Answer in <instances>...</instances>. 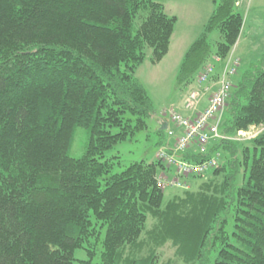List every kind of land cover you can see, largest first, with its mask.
Listing matches in <instances>:
<instances>
[{
    "label": "trees",
    "instance_id": "trees-1",
    "mask_svg": "<svg viewBox=\"0 0 264 264\" xmlns=\"http://www.w3.org/2000/svg\"><path fill=\"white\" fill-rule=\"evenodd\" d=\"M238 1L213 0L177 84L204 68L213 32L221 40L212 56L226 59L243 25ZM175 24L153 0H0V264H164L167 243L184 264H264V130L234 139L264 126V55L232 77L226 139L179 154L214 167L183 178L155 157L110 174L106 152L146 130L153 114L134 71L146 49L152 64L165 57ZM77 128L88 141L72 158ZM219 150L222 162L212 158ZM172 167L186 187H171L181 194L163 204L157 178ZM189 178L204 181L192 190Z\"/></svg>",
    "mask_w": 264,
    "mask_h": 264
},
{
    "label": "rangeland",
    "instance_id": "rangeland-1",
    "mask_svg": "<svg viewBox=\"0 0 264 264\" xmlns=\"http://www.w3.org/2000/svg\"><path fill=\"white\" fill-rule=\"evenodd\" d=\"M158 3H162L166 7V12L169 16L178 17L174 26V31L170 39V45L168 54L158 63L152 64L150 61L151 50L146 49V59L134 71L135 77L144 86L148 96L153 104V114L150 119L147 120V128L144 131L136 133L130 140L125 141L112 150L106 152L105 159L109 160L113 164L110 174H116L123 171L131 163L138 161L151 162L155 160L156 153L161 149V142L170 140L165 130H160L158 121L162 120L169 123V115L167 111L174 110L182 117L191 118L192 113L186 111L183 107L184 99L187 93L196 88L195 80L190 85H179L176 83V77L182 63L183 57L190 45L201 34L205 23L213 11V4L207 5V14L200 13V10L196 13H183L182 8L186 7V4L194 5L195 7H202L200 0H180L179 8L176 7V0H153ZM238 11L243 17V25L239 38L234 47L229 52L225 60H215L212 54L215 52L217 42L221 40L219 32H213L209 36L208 44L211 50V56L207 59L204 66L213 67V73L219 74L223 67L227 63L229 68L233 61L237 60L238 67L234 77L240 76L244 71L258 66L262 56L264 55V0H239ZM201 9V8H200ZM232 78V79H233ZM197 111L199 110V106ZM225 121V116L222 114L218 126V131L221 133V125ZM170 128H173L172 124H169ZM258 130L263 131L264 126H251L246 130L238 131L240 133H256ZM259 131V134H260ZM237 132V133H238ZM234 136V138H236ZM257 136V135H256ZM254 138V137H252ZM251 138V139H252ZM246 139L244 141H248ZM88 141V132L82 128L75 130L74 140L69 150V156L72 158H79L83 155L86 143ZM171 141V140H170ZM240 141V140H239ZM172 143V141H171ZM173 145V144H172ZM210 144L205 146V149H209ZM250 148V156L252 155V147ZM190 151H197V148H191ZM224 152L219 150V156L213 154L212 158L216 157L219 162L224 159L222 156ZM219 158V159H218ZM175 169L172 167L169 175H165L166 178L172 179L174 177ZM173 173V174H172ZM242 177L237 180V184H241ZM204 181V178H189L187 182L190 185V189L195 190L197 186ZM182 189L167 187L163 189V204H166L173 195L181 194ZM154 223L153 219L148 217L147 228H151ZM103 233V232H102ZM174 248L170 243L164 245L160 250L161 262L166 263L171 261L173 264H184L181 260L176 259L174 256ZM75 258L84 259V251L77 250L74 254ZM74 264H77L75 261Z\"/></svg>",
    "mask_w": 264,
    "mask_h": 264
},
{
    "label": "built area",
    "instance_id": "built-area-1",
    "mask_svg": "<svg viewBox=\"0 0 264 264\" xmlns=\"http://www.w3.org/2000/svg\"><path fill=\"white\" fill-rule=\"evenodd\" d=\"M218 61V58H215ZM238 67L237 60L233 61L228 68L227 63L214 80L213 67L204 66L201 72L197 74L195 80V89H191L183 102L186 111L192 113L191 118L182 117L174 110L167 111L169 115V126L166 128L167 135L174 137V129L179 130L180 134H175V141L172 147H163L158 150L156 157L169 165H173L176 169V175L186 178L189 175H201L209 168L216 165L215 160H209L201 164H187L179 160V154L195 145L201 153H204L205 146L210 141L224 140L226 137L218 132V124L220 117L225 109V103L231 89V80L236 73ZM206 97V106L203 110L197 111L202 99ZM259 131L251 133L238 132L235 140L244 141L251 139L259 134ZM261 132V131H260ZM157 186L159 188L166 187H186L178 177L172 179L161 175L157 178Z\"/></svg>",
    "mask_w": 264,
    "mask_h": 264
},
{
    "label": "crops",
    "instance_id": "crops-1",
    "mask_svg": "<svg viewBox=\"0 0 264 264\" xmlns=\"http://www.w3.org/2000/svg\"><path fill=\"white\" fill-rule=\"evenodd\" d=\"M177 2H176V7L177 8H179L178 6H179V1L180 0H176ZM200 3L203 5L202 7H195L194 5H189L188 3L186 4V7H184V8H182L181 10H182V12L183 13H196V12H198V10H200V13L201 14H204V12H206V14H207V5H208V7H209V5L210 4H213V0H200ZM162 4V3H161ZM163 5V4H162ZM214 5V4H213ZM214 7V6H213ZM163 8H164V11H165V13L168 15V12H166V7L163 5ZM201 8V9H200ZM211 14V13H210ZM176 19L178 18V17H175ZM168 54V53H167ZM166 56V55H165ZM205 106H206V97H204L203 99H202V101L200 102V104H199V110H203L204 108H205ZM158 126H159V128H161V127H165V129L169 126V124H166V122H164V121H162V120H159L158 121ZM164 129V130H165ZM174 131H175V133L176 134H180L181 132L179 131V130H177V129H174ZM192 148H195V147H192ZM191 149V148H190Z\"/></svg>",
    "mask_w": 264,
    "mask_h": 264
},
{
    "label": "water",
    "instance_id": "water-1",
    "mask_svg": "<svg viewBox=\"0 0 264 264\" xmlns=\"http://www.w3.org/2000/svg\"><path fill=\"white\" fill-rule=\"evenodd\" d=\"M164 129H165V127H161V128H160V130H164Z\"/></svg>",
    "mask_w": 264,
    "mask_h": 264
}]
</instances>
